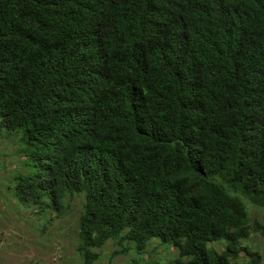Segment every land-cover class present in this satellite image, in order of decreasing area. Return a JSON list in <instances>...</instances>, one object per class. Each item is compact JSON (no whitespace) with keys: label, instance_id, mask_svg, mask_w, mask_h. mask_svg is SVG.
Returning <instances> with one entry per match:
<instances>
[{"label":"trees","instance_id":"16d2710c","mask_svg":"<svg viewBox=\"0 0 264 264\" xmlns=\"http://www.w3.org/2000/svg\"><path fill=\"white\" fill-rule=\"evenodd\" d=\"M1 133L18 204L82 196L83 264L154 238L172 264H241L264 210V0H0Z\"/></svg>","mask_w":264,"mask_h":264},{"label":"rangeland","instance_id":"374dc122","mask_svg":"<svg viewBox=\"0 0 264 264\" xmlns=\"http://www.w3.org/2000/svg\"><path fill=\"white\" fill-rule=\"evenodd\" d=\"M25 162L19 153L17 139L10 133L0 135V264H83L78 254L77 232L82 196L69 198L66 209L57 213H42L35 207L20 205L13 198L10 184L15 171ZM27 173L33 169L26 168ZM251 229L244 242L251 257L245 254L241 264H264V210L249 208ZM118 245L107 241L95 248L98 259L92 264H172L178 258V250L169 244L152 239L141 253L134 243ZM222 244L216 245L221 250ZM124 249H127L124 251ZM245 259V261L243 260Z\"/></svg>","mask_w":264,"mask_h":264}]
</instances>
